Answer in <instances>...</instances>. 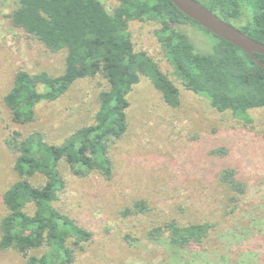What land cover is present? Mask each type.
Returning a JSON list of instances; mask_svg holds the SVG:
<instances>
[{
	"label": "trees",
	"instance_id": "1",
	"mask_svg": "<svg viewBox=\"0 0 264 264\" xmlns=\"http://www.w3.org/2000/svg\"><path fill=\"white\" fill-rule=\"evenodd\" d=\"M249 37L264 43V0H196ZM21 29L51 52H65L60 75L18 69L12 87L3 97L11 119L29 124L41 102L60 98L77 80L100 77L106 87L98 93L93 121L77 128L61 143L48 142L37 131L27 135L14 130L4 139L14 154L17 175L4 192L0 218V251H13L23 264H74L91 241L92 233L63 212L57 203L66 188V174L83 178L96 174L110 180L114 164L110 144L128 128V95L142 76L147 77L164 101L179 103L175 84L145 52L136 51L128 21L155 22V37L187 91L208 101L219 113L251 121L249 112L264 108V67L246 52L211 34L181 12L170 0H118L112 13L100 0H17L8 15ZM192 26L208 38L198 50L182 30ZM264 62V56L257 54ZM220 156L227 149L212 150ZM218 181L239 202L246 183L235 167H224ZM152 208L135 200L121 215L147 216ZM214 229L211 222L180 224L171 219L153 224L145 237L178 253L199 247Z\"/></svg>",
	"mask_w": 264,
	"mask_h": 264
},
{
	"label": "rangeland",
	"instance_id": "2",
	"mask_svg": "<svg viewBox=\"0 0 264 264\" xmlns=\"http://www.w3.org/2000/svg\"><path fill=\"white\" fill-rule=\"evenodd\" d=\"M112 13L118 0H100ZM17 0H0V218L4 192L17 180L14 154L4 145L14 130L37 131L51 143H61L77 128L91 123L100 77L80 79L57 100L41 102L29 124L12 121L3 97L18 69L60 75L65 52H51L14 28L7 15ZM155 22L128 21L136 51H145L175 84L179 103L168 105L152 82L142 76L129 95L128 128L110 144L112 178L96 174L77 178L66 174V188L57 206L92 233L74 264H264V108L249 112L246 122L215 111L208 101L184 89L155 37ZM198 50L208 38L184 26ZM227 149L220 156L212 150ZM235 167L247 194L233 202L218 181L224 167ZM152 208L147 216L123 217L135 200ZM171 219L180 224L211 222L214 229L197 248L178 253L145 237L148 228ZM13 251H0V264H23Z\"/></svg>",
	"mask_w": 264,
	"mask_h": 264
},
{
	"label": "water",
	"instance_id": "3",
	"mask_svg": "<svg viewBox=\"0 0 264 264\" xmlns=\"http://www.w3.org/2000/svg\"><path fill=\"white\" fill-rule=\"evenodd\" d=\"M170 2L211 34L242 49L259 66L264 67V62L257 58V54L264 56V43L249 37L235 26L225 22L199 1L170 0Z\"/></svg>",
	"mask_w": 264,
	"mask_h": 264
}]
</instances>
